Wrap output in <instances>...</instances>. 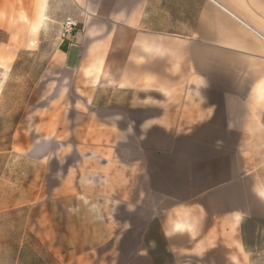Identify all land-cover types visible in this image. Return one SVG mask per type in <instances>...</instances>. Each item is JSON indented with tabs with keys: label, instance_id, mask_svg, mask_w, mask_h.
Instances as JSON below:
<instances>
[{
	"label": "crops",
	"instance_id": "1",
	"mask_svg": "<svg viewBox=\"0 0 264 264\" xmlns=\"http://www.w3.org/2000/svg\"><path fill=\"white\" fill-rule=\"evenodd\" d=\"M24 55L70 106L14 139L0 264H264V0H0V95Z\"/></svg>",
	"mask_w": 264,
	"mask_h": 264
},
{
	"label": "rangeland",
	"instance_id": "2",
	"mask_svg": "<svg viewBox=\"0 0 264 264\" xmlns=\"http://www.w3.org/2000/svg\"><path fill=\"white\" fill-rule=\"evenodd\" d=\"M46 61H48L46 56L24 55L17 70L9 76L4 74L2 77L5 85L0 95V177H6L8 181L15 176L20 177L21 173L23 176L26 175L25 166L21 165L22 161L27 160L26 154L14 151V139L19 144L32 142H38L40 146L52 144L48 140L52 132L49 125H52V121L55 126L60 124L65 111L70 106L68 102L52 104L53 101L62 100H41V90L37 96L38 100H30L31 87L42 76ZM75 160L77 158L73 155L69 161ZM67 171H69L68 168L65 170L62 167L49 171L47 168H40V183L41 179L49 174L48 172L63 174ZM40 187L43 185L40 184Z\"/></svg>",
	"mask_w": 264,
	"mask_h": 264
},
{
	"label": "built area",
	"instance_id": "3",
	"mask_svg": "<svg viewBox=\"0 0 264 264\" xmlns=\"http://www.w3.org/2000/svg\"><path fill=\"white\" fill-rule=\"evenodd\" d=\"M75 27H76V25L73 24V22L68 21L63 27V35L67 34L68 32H70Z\"/></svg>",
	"mask_w": 264,
	"mask_h": 264
}]
</instances>
